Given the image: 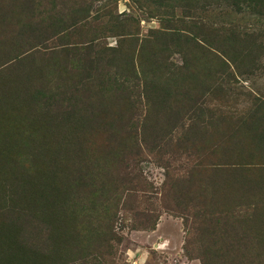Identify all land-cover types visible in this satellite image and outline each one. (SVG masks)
<instances>
[{
    "label": "rangeland",
    "instance_id": "374dc122",
    "mask_svg": "<svg viewBox=\"0 0 264 264\" xmlns=\"http://www.w3.org/2000/svg\"><path fill=\"white\" fill-rule=\"evenodd\" d=\"M0 264H264V0H0Z\"/></svg>",
    "mask_w": 264,
    "mask_h": 264
}]
</instances>
